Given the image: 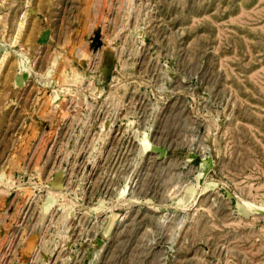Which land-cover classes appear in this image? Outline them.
<instances>
[{
	"label": "rangeland",
	"instance_id": "1",
	"mask_svg": "<svg viewBox=\"0 0 264 264\" xmlns=\"http://www.w3.org/2000/svg\"><path fill=\"white\" fill-rule=\"evenodd\" d=\"M0 264H264V0H0Z\"/></svg>",
	"mask_w": 264,
	"mask_h": 264
},
{
	"label": "water",
	"instance_id": "2",
	"mask_svg": "<svg viewBox=\"0 0 264 264\" xmlns=\"http://www.w3.org/2000/svg\"><path fill=\"white\" fill-rule=\"evenodd\" d=\"M98 43H99V41H98Z\"/></svg>",
	"mask_w": 264,
	"mask_h": 264
}]
</instances>
